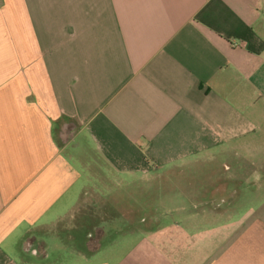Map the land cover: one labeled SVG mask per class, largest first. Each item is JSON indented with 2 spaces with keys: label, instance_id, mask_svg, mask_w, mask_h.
Masks as SVG:
<instances>
[{
  "label": "crops",
  "instance_id": "0c3cea01",
  "mask_svg": "<svg viewBox=\"0 0 264 264\" xmlns=\"http://www.w3.org/2000/svg\"><path fill=\"white\" fill-rule=\"evenodd\" d=\"M261 100L264 0H0V264H264Z\"/></svg>",
  "mask_w": 264,
  "mask_h": 264
},
{
  "label": "rangeland",
  "instance_id": "374dc122",
  "mask_svg": "<svg viewBox=\"0 0 264 264\" xmlns=\"http://www.w3.org/2000/svg\"><path fill=\"white\" fill-rule=\"evenodd\" d=\"M260 105L264 106V102H262ZM255 119L258 120L257 117ZM258 139H260V142L257 143V148H259L260 152H262L264 151V127H262V133L261 131L259 132ZM225 162L228 165L230 163L226 160L225 157L217 158L216 161L203 160V161H199V163L196 164L194 168L197 170H201V169L211 170L217 167L218 169L222 170L223 173V168H224L223 164ZM248 163H249L248 166L254 165L255 161H248ZM195 179L198 180L197 177L194 178L192 176L189 177L187 175L185 176L184 181L183 179L182 181H180L179 177L169 174L161 177L157 176L152 178L151 185H148V183L146 182L145 183L136 182L135 199L136 201H141L147 205H152V210H153L152 215L155 217L164 216V215L175 216V210H176L175 207L182 203L181 190L195 186L196 185ZM201 181L202 180H200V182ZM244 208L245 207L240 209L238 212H240L241 210L243 212L245 210ZM247 210H250V206L249 209L247 208ZM120 237L121 236H119L118 238Z\"/></svg>",
  "mask_w": 264,
  "mask_h": 264
}]
</instances>
